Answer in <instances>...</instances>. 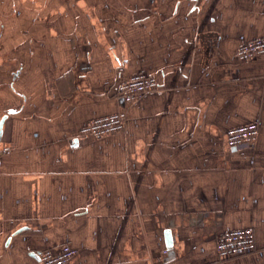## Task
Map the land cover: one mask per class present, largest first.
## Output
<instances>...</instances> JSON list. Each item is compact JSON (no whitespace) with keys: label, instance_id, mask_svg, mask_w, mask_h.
I'll list each match as a JSON object with an SVG mask.
<instances>
[{"label":"crops","instance_id":"obj_1","mask_svg":"<svg viewBox=\"0 0 264 264\" xmlns=\"http://www.w3.org/2000/svg\"><path fill=\"white\" fill-rule=\"evenodd\" d=\"M263 36L264 0H0V264H264V54L236 56ZM139 71L159 88L118 98ZM250 226L256 250L219 257Z\"/></svg>","mask_w":264,"mask_h":264},{"label":"built area","instance_id":"obj_2","mask_svg":"<svg viewBox=\"0 0 264 264\" xmlns=\"http://www.w3.org/2000/svg\"><path fill=\"white\" fill-rule=\"evenodd\" d=\"M258 54H264V36L243 41L236 50V56L241 60L250 59ZM158 80L154 75L139 71L118 85L117 97L125 101L138 100L145 93L157 90ZM126 112L123 110L95 118L87 122L81 129L83 135L100 136L113 133L124 128ZM259 134L257 121L241 124L228 129L227 143L231 146L255 143ZM10 152L9 146H3L0 154ZM256 234L253 227L233 228L224 230L217 240V253L221 258L249 253L256 250ZM77 252L69 243L58 249L45 248L39 254L41 264H67Z\"/></svg>","mask_w":264,"mask_h":264},{"label":"water","instance_id":"obj_3","mask_svg":"<svg viewBox=\"0 0 264 264\" xmlns=\"http://www.w3.org/2000/svg\"><path fill=\"white\" fill-rule=\"evenodd\" d=\"M5 118H6V115L1 119V123H0V140H1V137H2L3 123H4Z\"/></svg>","mask_w":264,"mask_h":264},{"label":"rangeland","instance_id":"obj_4","mask_svg":"<svg viewBox=\"0 0 264 264\" xmlns=\"http://www.w3.org/2000/svg\"><path fill=\"white\" fill-rule=\"evenodd\" d=\"M2 147H0V149H1Z\"/></svg>","mask_w":264,"mask_h":264}]
</instances>
